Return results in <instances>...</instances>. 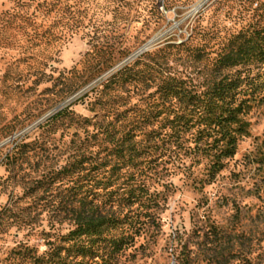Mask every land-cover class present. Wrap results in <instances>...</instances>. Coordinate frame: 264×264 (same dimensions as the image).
<instances>
[{"label": "rangeland", "instance_id": "374dc122", "mask_svg": "<svg viewBox=\"0 0 264 264\" xmlns=\"http://www.w3.org/2000/svg\"><path fill=\"white\" fill-rule=\"evenodd\" d=\"M262 26L264 0H0V264H30L23 248L67 264H264V85L212 178L210 139L175 137L160 114L168 74L204 90L229 39ZM226 72L256 83L264 63ZM89 208L119 225L67 239Z\"/></svg>", "mask_w": 264, "mask_h": 264}, {"label": "trees", "instance_id": "16d2710c", "mask_svg": "<svg viewBox=\"0 0 264 264\" xmlns=\"http://www.w3.org/2000/svg\"><path fill=\"white\" fill-rule=\"evenodd\" d=\"M153 8L155 6L150 10ZM263 63L264 26L239 31L229 39L217 54L213 64V71L216 74L204 90L197 91L193 87L190 88L182 79L170 74L165 77L163 92L167 105L160 109V114H164V120L172 131L171 135L178 137L181 133L194 129V139H210L203 143L201 148L210 157L208 175L211 178L221 170L224 160L235 154L238 139L248 133L249 123L244 116L250 107L249 102L256 100V90L264 85V73H262L263 78L255 83L248 79V73L247 75H240V73L229 75L226 70L237 68L240 71L241 67L250 68ZM79 86L75 80L66 84L67 90H74ZM94 90L93 88L91 91L94 92ZM172 98L177 105L172 106L170 102ZM67 109L68 107L63 108L49 119L54 121L64 116L66 112L70 115ZM198 142L195 140V148ZM131 150L135 151L134 148ZM127 193V196L123 198L132 204L143 195L144 198H150L146 197L145 191L136 193L135 190H129ZM92 209L77 213L74 219L76 227L66 233L67 239L76 240L81 237H87L93 241L104 239L103 233L108 228L115 229L119 225L118 217L97 215ZM124 239L125 237L110 239L112 250L121 249ZM76 248L83 255L92 252L91 244L87 246L80 244ZM17 253L22 258L28 259L30 264H67L66 260L59 257L56 249H51L47 257L37 255L28 248L20 249ZM53 253H56L54 257L51 256ZM56 257L59 258L55 259Z\"/></svg>", "mask_w": 264, "mask_h": 264}]
</instances>
